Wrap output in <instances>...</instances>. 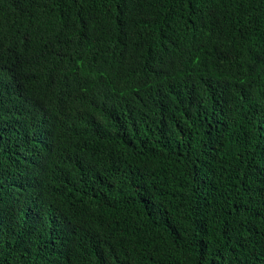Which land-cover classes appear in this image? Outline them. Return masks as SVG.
Masks as SVG:
<instances>
[{
	"label": "trees",
	"instance_id": "trees-1",
	"mask_svg": "<svg viewBox=\"0 0 264 264\" xmlns=\"http://www.w3.org/2000/svg\"><path fill=\"white\" fill-rule=\"evenodd\" d=\"M0 264H264V0H0Z\"/></svg>",
	"mask_w": 264,
	"mask_h": 264
}]
</instances>
